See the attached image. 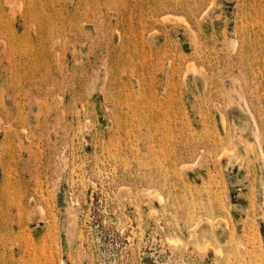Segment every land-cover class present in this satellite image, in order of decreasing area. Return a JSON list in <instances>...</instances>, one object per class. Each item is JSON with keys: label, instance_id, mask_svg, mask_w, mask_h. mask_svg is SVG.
<instances>
[{"label": "rangeland", "instance_id": "obj_1", "mask_svg": "<svg viewBox=\"0 0 264 264\" xmlns=\"http://www.w3.org/2000/svg\"><path fill=\"white\" fill-rule=\"evenodd\" d=\"M0 264H264V0H0Z\"/></svg>", "mask_w": 264, "mask_h": 264}, {"label": "bare ground", "instance_id": "obj_2", "mask_svg": "<svg viewBox=\"0 0 264 264\" xmlns=\"http://www.w3.org/2000/svg\"><path fill=\"white\" fill-rule=\"evenodd\" d=\"M74 218V217H73Z\"/></svg>", "mask_w": 264, "mask_h": 264}]
</instances>
